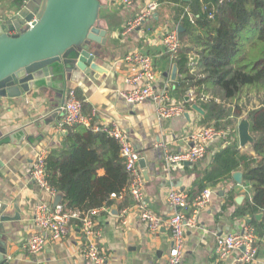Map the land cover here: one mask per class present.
Listing matches in <instances>:
<instances>
[{
	"label": "crops",
	"instance_id": "1",
	"mask_svg": "<svg viewBox=\"0 0 264 264\" xmlns=\"http://www.w3.org/2000/svg\"><path fill=\"white\" fill-rule=\"evenodd\" d=\"M98 1L101 4L98 27L106 32V43L98 48V65L105 73L98 74L95 81L81 78L76 83H68L59 94L47 89L20 99L0 98V203L7 206L8 213L18 214L20 217V220L3 225L6 233L0 239V247L6 250L5 257L10 264H87L82 257L85 239L76 219L70 220L66 239L48 244L40 255L30 256L21 247L24 239L35 231L32 223L33 208L41 203L52 206L54 202V198H49L36 187L31 178L30 167L38 149L50 153L52 150H61L64 144L66 132L63 136L59 135L55 131V125L64 115L62 105L68 89H73L83 103V113L91 118L92 126L101 129L114 121L129 136L139 157L145 160V202L159 218L167 219L174 212L166 203L169 191L181 190L190 198L198 194L197 182L202 173L209 168L215 154L227 145L223 136L207 146L206 156L196 165L184 164L178 169L167 168L166 154L186 150L189 135L205 126L206 111L199 104V95L189 89L183 96L177 89L180 77L178 67L160 45L159 36L163 32L183 31V16L180 17L177 12L178 5L161 4L145 24L127 32L125 29L128 24L145 8L149 0H140L132 8L122 7L120 0ZM18 10L15 0H0V24ZM188 10L184 8L185 13ZM134 52L151 57L157 77L156 87H167L174 102L184 105L186 112L182 117L177 120L159 119L150 101L132 106L117 94L132 88L124 80L132 74L134 68L121 60ZM175 66L176 77L172 79ZM184 103L190 106L186 107ZM195 104L204 114L191 109ZM239 122L238 120L237 125ZM237 148L252 155L250 147H239L238 138ZM103 173L102 170L99 175L102 176ZM208 188L212 190L209 207L199 213L195 229H186L185 245L179 262L239 264L236 261L238 251L223 261H217L214 256V240L217 236L236 233L244 225H250L247 223L248 218L238 215V210L245 199L251 198L252 191L249 193L244 182L238 185L231 177ZM132 205V199L122 198L94 218L96 227L101 231L98 245L105 253L108 264L164 262L172 246L169 228L164 224L157 234H150L134 211L126 216V223L122 225L120 213ZM114 210L117 214L112 213ZM262 221L264 222V214L256 222ZM256 241L257 260L264 264V236L258 237Z\"/></svg>",
	"mask_w": 264,
	"mask_h": 264
},
{
	"label": "trees",
	"instance_id": "2",
	"mask_svg": "<svg viewBox=\"0 0 264 264\" xmlns=\"http://www.w3.org/2000/svg\"><path fill=\"white\" fill-rule=\"evenodd\" d=\"M24 1L15 3L20 8ZM159 3L178 5L177 12L183 16V31L178 33L182 47L174 59L180 74L177 89L183 96L189 89L199 95L206 111L202 128L225 132L227 145L202 173L198 193L241 171L252 195L238 215L251 221L257 238L263 237L264 222L257 223L255 215L264 214V98L244 119L239 103L243 95L264 96V0H225L222 5L218 0ZM240 119L249 123L252 155L237 148ZM64 138L61 150L50 151L46 171L49 186L62 197L65 210L81 217L89 210L111 208L122 198L131 200L129 177L113 138L84 125L68 129Z\"/></svg>",
	"mask_w": 264,
	"mask_h": 264
},
{
	"label": "built area",
	"instance_id": "3",
	"mask_svg": "<svg viewBox=\"0 0 264 264\" xmlns=\"http://www.w3.org/2000/svg\"><path fill=\"white\" fill-rule=\"evenodd\" d=\"M139 1L120 0L119 4L124 8H132ZM198 1L201 2L202 0ZM224 2L225 0H218L219 5ZM159 6V0H149L145 8L128 24L125 31L130 32L140 28L147 20L151 19ZM36 22L37 18L33 16L31 22L28 23V28H31ZM159 37L164 52L174 60L182 47L177 31L167 30ZM121 61L134 68L132 74L124 80L132 88L117 93L126 103L138 106L143 102L150 101L154 106L157 118L162 120H177L185 114L184 105L174 102L167 87H156L157 77L150 56L134 52L125 55ZM64 96L62 105L64 115L56 122V133L63 136L68 129L77 125H84L92 128L94 132H106L118 143L120 156L129 177L128 194L133 201L131 207L124 208L120 213L121 224H125L126 216L134 211L150 234H157L164 224L167 225L171 234L172 246L165 261L156 264H180L179 261L185 245V231L187 228H196L199 213L209 207L212 190L206 188L193 198H190L184 191L171 190L166 196V203L173 208L174 212L167 219L157 217L145 202L144 178L142 169L138 165L140 157L126 132L114 121L111 122L110 126L101 127V129L92 126L91 118L83 113V103L77 98L75 91L68 89ZM224 135L223 130L216 128L197 129L189 135L187 139L189 145L186 150L177 154H166L165 164L167 168L178 169L184 164L196 165L206 156L207 146ZM35 153L30 167L32 181L46 196L48 195L51 199L55 198L58 193L49 186L46 171V159L49 152L38 149ZM33 209L32 223L35 231L24 239L21 246L28 255L38 256L48 244L64 241L69 233L70 220L76 219L85 239V247L82 251L84 261L87 264H108L105 253L98 245L101 240V231L96 227L94 220L99 213L108 210V208L89 210L81 217L68 212L61 205L53 207L48 203H41ZM256 240L254 229L249 225H244L236 233H228L215 238L214 256L217 261H223L238 251L239 256L236 261L239 264H260L257 260Z\"/></svg>",
	"mask_w": 264,
	"mask_h": 264
},
{
	"label": "water",
	"instance_id": "4",
	"mask_svg": "<svg viewBox=\"0 0 264 264\" xmlns=\"http://www.w3.org/2000/svg\"><path fill=\"white\" fill-rule=\"evenodd\" d=\"M100 8L98 0H28L0 24V98L20 99L47 89L59 94L68 83L81 78L95 81L98 74L105 73L98 65V48L106 43V32L98 27ZM34 15L37 22L28 28ZM172 74L175 79L176 66ZM191 109L204 114L197 104ZM236 129L239 147L251 145L248 121L241 120ZM138 165L146 177L145 160L140 158ZM231 178L242 185L241 172H234ZM61 202L57 195L52 206ZM6 209L0 203V239L6 233L4 224L20 220ZM262 218V213L255 215L256 221ZM5 256L6 250L0 247V264H10Z\"/></svg>",
	"mask_w": 264,
	"mask_h": 264
},
{
	"label": "rangeland",
	"instance_id": "5",
	"mask_svg": "<svg viewBox=\"0 0 264 264\" xmlns=\"http://www.w3.org/2000/svg\"><path fill=\"white\" fill-rule=\"evenodd\" d=\"M212 96V95H210ZM208 97V96H207ZM264 96L262 94L251 93L249 95H243L240 100V106L243 108V117H245L246 113L254 108H257L260 104V101L263 100ZM244 119V118H243ZM240 119L239 121H241ZM250 151V149H249ZM249 193L251 192L250 187L247 185Z\"/></svg>",
	"mask_w": 264,
	"mask_h": 264
}]
</instances>
